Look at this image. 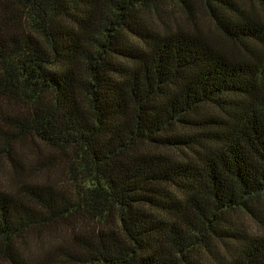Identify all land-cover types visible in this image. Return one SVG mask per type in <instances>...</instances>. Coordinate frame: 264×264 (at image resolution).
Returning <instances> with one entry per match:
<instances>
[{
	"label": "trees",
	"instance_id": "1",
	"mask_svg": "<svg viewBox=\"0 0 264 264\" xmlns=\"http://www.w3.org/2000/svg\"><path fill=\"white\" fill-rule=\"evenodd\" d=\"M0 163V264H264V0H0Z\"/></svg>",
	"mask_w": 264,
	"mask_h": 264
},
{
	"label": "rangeland",
	"instance_id": "2",
	"mask_svg": "<svg viewBox=\"0 0 264 264\" xmlns=\"http://www.w3.org/2000/svg\"><path fill=\"white\" fill-rule=\"evenodd\" d=\"M171 11L172 12H169L170 13L169 17L172 18V19H169L171 22H173V20L175 19L180 20V22L183 21V16L181 13L177 12L175 8H172ZM150 15H153V14H149V16ZM150 17L153 18V16H150ZM198 25L204 30H206V28L208 27V29L211 31V28H209V24L203 19L202 20L199 19ZM21 152L24 153V154H21V157L24 159L25 165L30 164L32 160L31 152L28 150V148H22ZM58 173H59L58 169H51V170L38 172V173L28 172L26 175V178H29L32 181H51L54 178H59ZM0 186H3L8 189H11L12 186H14V177L12 173L8 170L7 166L3 163L2 164L0 163ZM261 214L264 215V211H262ZM242 221L244 223H247L244 220ZM63 234H65V232L60 230L55 233H51L48 236L44 235L41 237H36L35 235H30L23 242L25 243L24 248L28 249V251H33L36 248V245L38 244L40 240L43 242L53 241V242L58 243L63 238ZM57 264H62V263L58 262Z\"/></svg>",
	"mask_w": 264,
	"mask_h": 264
}]
</instances>
